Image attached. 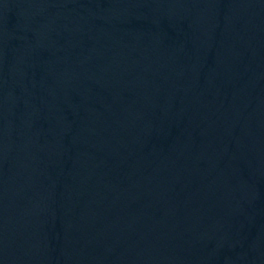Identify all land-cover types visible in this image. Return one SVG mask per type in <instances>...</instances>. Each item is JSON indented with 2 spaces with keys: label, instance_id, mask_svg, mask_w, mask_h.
I'll list each match as a JSON object with an SVG mask.
<instances>
[{
  "label": "water",
  "instance_id": "obj_1",
  "mask_svg": "<svg viewBox=\"0 0 264 264\" xmlns=\"http://www.w3.org/2000/svg\"><path fill=\"white\" fill-rule=\"evenodd\" d=\"M0 264H264V0H0Z\"/></svg>",
  "mask_w": 264,
  "mask_h": 264
}]
</instances>
